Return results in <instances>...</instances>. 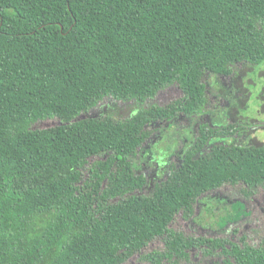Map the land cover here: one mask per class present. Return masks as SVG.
Here are the masks:
<instances>
[{
  "label": "trees",
  "instance_id": "obj_1",
  "mask_svg": "<svg viewBox=\"0 0 264 264\" xmlns=\"http://www.w3.org/2000/svg\"><path fill=\"white\" fill-rule=\"evenodd\" d=\"M238 64H264V0H0V264H123L157 238L150 264L194 248L264 264V235L170 227L207 192L264 187V141H225L246 127L200 125L148 195L131 162L155 123L200 114L207 74ZM172 86L180 98L151 103ZM105 98L139 108L87 114Z\"/></svg>",
  "mask_w": 264,
  "mask_h": 264
},
{
  "label": "rangeland",
  "instance_id": "obj_2",
  "mask_svg": "<svg viewBox=\"0 0 264 264\" xmlns=\"http://www.w3.org/2000/svg\"><path fill=\"white\" fill-rule=\"evenodd\" d=\"M204 84L205 104L200 114H181L171 121L155 123L152 135L131 158L134 172L146 179L142 194H150L154 184L166 178L170 167L178 163L184 149L195 138L200 125L220 127L238 123L246 128L227 136L225 141L234 139L236 144L257 145L264 141V64L257 69L238 64L228 76L207 74ZM180 97V91L172 86L165 88L151 103L164 106ZM138 108L136 102L105 98L87 114H109L122 119ZM57 123L56 119H48L37 126L45 128ZM83 170L86 173L87 168ZM170 227L190 236L231 240L245 234L249 241L255 242L264 235V187L244 192L227 185L207 192L196 203L190 219L177 214ZM162 247L163 240L157 238L123 264H150L141 255ZM217 260L216 251L207 254L204 249L194 248L189 251L188 261L182 264H210Z\"/></svg>",
  "mask_w": 264,
  "mask_h": 264
}]
</instances>
